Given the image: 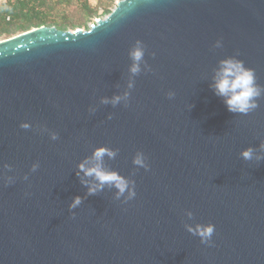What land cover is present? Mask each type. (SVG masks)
Returning a JSON list of instances; mask_svg holds the SVG:
<instances>
[{
  "label": "water",
  "instance_id": "water-1",
  "mask_svg": "<svg viewBox=\"0 0 264 264\" xmlns=\"http://www.w3.org/2000/svg\"><path fill=\"white\" fill-rule=\"evenodd\" d=\"M137 40L152 72L135 78L127 107L100 105L125 90ZM237 52L264 85V0H120L86 31L0 40V174L15 178L0 179V264H264V161L239 155L264 140V99L236 115L210 88ZM99 146L117 149L106 164L135 181L126 204L114 188L86 196L76 175ZM186 222L215 225L212 246Z\"/></svg>",
  "mask_w": 264,
  "mask_h": 264
},
{
  "label": "clouds",
  "instance_id": "clouds-1",
  "mask_svg": "<svg viewBox=\"0 0 264 264\" xmlns=\"http://www.w3.org/2000/svg\"><path fill=\"white\" fill-rule=\"evenodd\" d=\"M223 48V41L217 40L213 49ZM146 49L142 41L137 40L128 50V58L130 64L128 66V79L125 90L120 94H113L111 97H101L100 105H111L113 108L123 104L128 106L131 92L135 87V78L142 72H152L151 66L145 60ZM155 56V53L152 54ZM235 55L227 56L218 61L217 67L214 70L213 82L210 88L213 89L214 94L223 98V102L227 111L236 115H248L259 107V101L264 99V85L257 81L256 72L254 69L247 67L244 62ZM168 99H173L175 93L169 91L166 93ZM96 107L88 109L90 114L96 112ZM112 115L108 116L111 119ZM22 128L28 129L30 124L24 123ZM45 131H48L45 129ZM49 138L52 141L59 139L56 132H49ZM119 151L108 146H99L93 149L89 156H86L76 166V175L80 179L82 186L87 188L86 196L96 195L108 189H115L114 199L126 204L128 201L136 197L135 181L122 176L118 171L113 170L106 164L107 160H115ZM240 158L244 161H264V140L260 141L258 148L251 146L242 150ZM133 165L138 168H143L145 171L149 170L146 157L142 152H137L133 158ZM40 165L38 162L33 163L30 172H36ZM3 168L7 171H12L11 166L5 164ZM82 174V175H81ZM0 179L4 181L5 186L11 185L15 182L12 176H3L0 174ZM23 179L27 181L28 175H24ZM27 195V194H26ZM86 198V197H85ZM123 198V199H122ZM83 202V198L76 196L73 198L71 204L68 206L69 212L72 213V218L75 219L74 210L77 209ZM185 216L188 221H193V213L186 211ZM185 230L199 238L201 244L212 246V236L215 231V225L184 223Z\"/></svg>",
  "mask_w": 264,
  "mask_h": 264
},
{
  "label": "trees",
  "instance_id": "trees-1",
  "mask_svg": "<svg viewBox=\"0 0 264 264\" xmlns=\"http://www.w3.org/2000/svg\"><path fill=\"white\" fill-rule=\"evenodd\" d=\"M106 1L111 3L113 0ZM73 5L85 11L81 21H73L66 15L65 9ZM108 13L105 4L102 14ZM96 15L97 8L90 7L86 0H5L0 2V37L7 38L15 32L40 26H54L65 31L84 25L90 17Z\"/></svg>",
  "mask_w": 264,
  "mask_h": 264
},
{
  "label": "rangeland",
  "instance_id": "rangeland-1",
  "mask_svg": "<svg viewBox=\"0 0 264 264\" xmlns=\"http://www.w3.org/2000/svg\"><path fill=\"white\" fill-rule=\"evenodd\" d=\"M3 1H5V0H0V2H3ZM119 1L120 0H113L111 3H106L107 2L106 0H86L87 4L90 5V7L97 8V15L90 17L84 25H80L79 27H76L73 29L68 28L65 31L74 32L76 30H81V31L88 30L90 27L95 25L97 21L105 19L114 10V8L116 7V5ZM105 4L107 5V9H109L108 14H102V9H103V6ZM59 9H60V7H59ZM65 12H66V15H68L69 17H71L73 19V21L78 22V21H81L85 11H82L81 8L77 5L76 6L73 5V6H70L69 8H66ZM53 13H55V12L53 11ZM20 33H22V32H15L14 34L10 35L7 38L18 35ZM7 38L6 37H0V40H4Z\"/></svg>",
  "mask_w": 264,
  "mask_h": 264
}]
</instances>
